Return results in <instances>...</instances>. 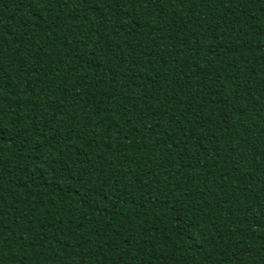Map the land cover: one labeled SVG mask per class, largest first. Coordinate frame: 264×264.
Masks as SVG:
<instances>
[{
	"label": "trees",
	"instance_id": "obj_1",
	"mask_svg": "<svg viewBox=\"0 0 264 264\" xmlns=\"http://www.w3.org/2000/svg\"><path fill=\"white\" fill-rule=\"evenodd\" d=\"M0 264H264V0H0Z\"/></svg>",
	"mask_w": 264,
	"mask_h": 264
}]
</instances>
